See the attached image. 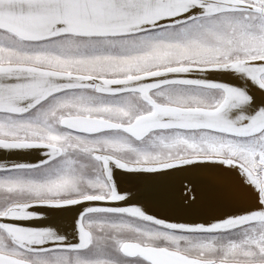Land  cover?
<instances>
[{
    "label": "snow or ice",
    "instance_id": "6c2138e0",
    "mask_svg": "<svg viewBox=\"0 0 264 264\" xmlns=\"http://www.w3.org/2000/svg\"><path fill=\"white\" fill-rule=\"evenodd\" d=\"M0 264H264V0H0Z\"/></svg>",
    "mask_w": 264,
    "mask_h": 264
}]
</instances>
